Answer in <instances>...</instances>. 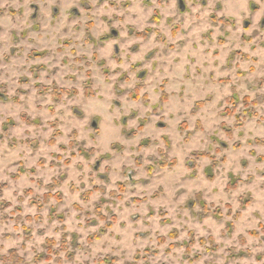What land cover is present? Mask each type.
I'll return each mask as SVG.
<instances>
[{
    "label": "rangeland",
    "instance_id": "obj_1",
    "mask_svg": "<svg viewBox=\"0 0 264 264\" xmlns=\"http://www.w3.org/2000/svg\"><path fill=\"white\" fill-rule=\"evenodd\" d=\"M260 96L264 0H0V264H264Z\"/></svg>",
    "mask_w": 264,
    "mask_h": 264
},
{
    "label": "trees",
    "instance_id": "obj_2",
    "mask_svg": "<svg viewBox=\"0 0 264 264\" xmlns=\"http://www.w3.org/2000/svg\"><path fill=\"white\" fill-rule=\"evenodd\" d=\"M140 88H142V85H138L137 86V88L135 89V92H137ZM134 98H136V97H134ZM58 100V99H57ZM245 101H247L248 100V98H245L244 99ZM262 100H264V97L262 98L261 96L260 97H258V98H256L254 101H253V103H255V104H258V103H260V102H262ZM228 101H230V102H235L236 101V96L235 95H232L229 99H228ZM203 104V102H197L196 103V105L197 106H201ZM233 112V109H231V110H229V113H232ZM237 124H239V123H237ZM88 152H91V150H89ZM199 155V153L197 154V153H194V155L193 156H198ZM173 163H174V161H171V165H173ZM164 165V164H163ZM4 257L2 256V257H0V260H9V261H13L14 263H21L22 261H21V259L16 255V253H15V251L14 250H11L10 251V258L11 259H3ZM109 259L106 257V258H104V259H102V260H100V263L102 262H107L108 264H110V261H108ZM111 260H114V259H111Z\"/></svg>",
    "mask_w": 264,
    "mask_h": 264
}]
</instances>
